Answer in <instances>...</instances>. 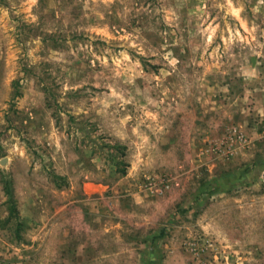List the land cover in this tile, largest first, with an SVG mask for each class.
Masks as SVG:
<instances>
[{
	"label": "rangeland",
	"instance_id": "1",
	"mask_svg": "<svg viewBox=\"0 0 264 264\" xmlns=\"http://www.w3.org/2000/svg\"><path fill=\"white\" fill-rule=\"evenodd\" d=\"M1 160L0 264H264V0H0Z\"/></svg>",
	"mask_w": 264,
	"mask_h": 264
},
{
	"label": "trees",
	"instance_id": "2",
	"mask_svg": "<svg viewBox=\"0 0 264 264\" xmlns=\"http://www.w3.org/2000/svg\"><path fill=\"white\" fill-rule=\"evenodd\" d=\"M121 170H122V169H121ZM14 209H15V208H13V212L15 211ZM17 225H18V224H17Z\"/></svg>",
	"mask_w": 264,
	"mask_h": 264
},
{
	"label": "water",
	"instance_id": "3",
	"mask_svg": "<svg viewBox=\"0 0 264 264\" xmlns=\"http://www.w3.org/2000/svg\"><path fill=\"white\" fill-rule=\"evenodd\" d=\"M0 163H3V160H1V162Z\"/></svg>",
	"mask_w": 264,
	"mask_h": 264
}]
</instances>
